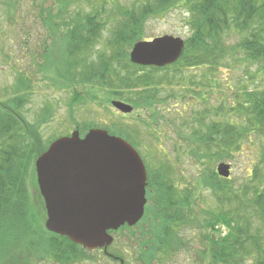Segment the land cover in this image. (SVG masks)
<instances>
[{
    "label": "trees",
    "instance_id": "1",
    "mask_svg": "<svg viewBox=\"0 0 264 264\" xmlns=\"http://www.w3.org/2000/svg\"><path fill=\"white\" fill-rule=\"evenodd\" d=\"M81 3L88 5V10L83 4L79 6L69 18L71 24L66 31L67 88H71L70 83L89 87L94 80L112 82L126 90L137 88L143 105L152 109L163 93V97L173 94L172 85L182 81L192 85L182 73L193 67H204L209 74L219 65L237 61L254 66L255 73L264 78V0H132L127 7L116 0ZM62 6L56 5L54 14L47 9L46 27H52L53 16L61 19L65 10ZM178 6L189 29L179 58L164 67L133 68L127 58L128 48L136 40L148 38V18L162 16ZM9 7L14 5L10 3ZM105 31L107 35L101 40ZM99 44L101 49H97ZM29 82L24 81L26 87ZM199 84L212 86L203 80ZM237 92L234 106L220 103L212 109L215 113L233 112L236 122L229 117L214 120L202 116L188 123L190 130L179 134L181 150L206 168L194 179V185L179 191L172 178L168 179L172 168H160L168 181L162 177L155 181L156 205L146 206L142 221L151 219L154 225L147 224L148 229L139 231L136 260L141 264H169L177 250L188 244V236L181 233L193 235L188 229L199 231L195 236L199 244L194 248L196 264H264V86L243 84ZM23 99L15 98L18 103L12 109H1L0 105V255L6 261L4 256L12 247L16 249L10 252L12 257L25 253L26 259L35 255L36 260L73 262L81 253L80 245L55 233L44 235L45 229L38 225L45 209L39 205L31 172L35 156L46 147L37 139L41 150L34 148L29 130L32 124L25 121L21 109ZM111 130L129 140V135L118 132L119 128ZM254 137L261 141L260 149L238 185L233 178L218 177L210 168L213 162L231 159L233 152L250 144ZM149 177L148 170L151 183ZM204 186L210 189L214 204L196 211L195 197H201ZM222 227L226 228L223 235ZM1 247H6L2 253Z\"/></svg>",
    "mask_w": 264,
    "mask_h": 264
},
{
    "label": "rangeland",
    "instance_id": "2",
    "mask_svg": "<svg viewBox=\"0 0 264 264\" xmlns=\"http://www.w3.org/2000/svg\"><path fill=\"white\" fill-rule=\"evenodd\" d=\"M86 1L0 0L1 109H12L18 103L15 98L23 99L24 97L25 101L24 99L21 101V105L24 104L21 109L25 121L32 124L29 128L32 134L30 137L37 150H41L37 139L40 145L47 147L53 139L69 134L75 129L86 132L92 127H101L110 131L119 128L118 132L121 131L125 136L129 135L128 141L132 142L146 164L147 170L150 171L151 183H147L146 197H148V204L154 206L157 198L155 181H159L161 177L167 181L172 178L178 190L182 191L194 185V179L203 169H206L198 159L186 154L181 150L182 146L178 145L182 144L179 134L190 130L188 123L202 116L214 120H225V117H229L236 122L238 118L233 112L224 113L219 110L215 113L212 109H216L220 103L234 106L239 87L243 84L252 87L264 86V78L255 73L254 66L237 61H230L227 66L219 65L209 74L208 69L204 67H193L182 73L185 80H190L192 85L183 81L178 82L176 86L172 85L173 94L163 97L166 95L163 93L161 100H156L151 106L152 109L150 106L143 105V99L138 95L137 88L126 90L112 82H105L107 86L101 80L90 82L89 87L70 83L71 88H67L64 86L67 73L65 63L67 61L65 56L67 26L71 24L69 18L83 4L81 2L86 3ZM116 1L125 7L132 3V0ZM10 3L14 7H9ZM62 3L65 10L60 15L61 19L58 21L53 16L50 18L52 27H46L44 19L47 9L54 14L55 6ZM82 7L88 10V5L83 4ZM182 11L183 9L178 6L162 16L149 17L145 27L147 39L164 34L180 36L184 39L189 34V29L184 24ZM106 35V31L102 32L101 40ZM101 48L102 45L99 44L97 49ZM130 48L131 46L128 49ZM130 64L133 68L140 66L131 62ZM203 74H206V77L203 78ZM25 78L30 81L29 89V85L25 86L24 81H27ZM200 80L212 86L209 88L201 86ZM113 100L122 101L130 105L131 109L127 112L120 111L113 106ZM206 110L210 113L204 115L202 112ZM248 143L250 144H245L238 151L233 152L231 159L221 160L230 163L231 170L228 178H233L237 185L240 180H243L246 172L250 171L255 152H258L261 145V141L256 137ZM218 163L219 161L211 163L210 168L215 171ZM160 168H172L168 179L166 173L160 171ZM31 174L35 179L34 172ZM206 183L210 182L206 181ZM201 191V197H195L196 202L193 208L196 211H200L201 208H211L214 204L209 195L210 189L204 186ZM39 201H35V205H38ZM39 205H42L41 201ZM36 207H34L35 210ZM44 219L45 217L41 216L38 225L45 229ZM150 223L151 219H148V221L136 222L129 228L125 224L112 233L113 240L107 246V251L113 259L102 249L88 250L83 247H80L81 253L76 260L69 263H62L53 258L36 260L35 255H28L26 259L25 253L17 256L14 254L13 258L10 252L16 249L11 247L4 256L7 262L3 261L1 255L0 260L3 261L2 264H141L136 260L141 239L139 231ZM153 225L154 223H151L149 226ZM221 229V235H223L226 228ZM188 232H193V235L187 232L181 233L188 236V244L177 250L169 264H196L194 248L199 244L195 236L199 231L188 229ZM47 233L45 229L43 234ZM5 249L6 247L2 248L1 253Z\"/></svg>",
    "mask_w": 264,
    "mask_h": 264
},
{
    "label": "water",
    "instance_id": "3",
    "mask_svg": "<svg viewBox=\"0 0 264 264\" xmlns=\"http://www.w3.org/2000/svg\"><path fill=\"white\" fill-rule=\"evenodd\" d=\"M183 45V39L167 34L138 40L129 58L139 65L164 66L180 56ZM112 104L123 112L131 109L119 100ZM34 165L45 228L84 248L106 250L113 240L109 230L133 225L143 215L145 165L129 142L104 128H90L84 137L78 130L58 137ZM229 167L220 162L216 172L228 177Z\"/></svg>",
    "mask_w": 264,
    "mask_h": 264
}]
</instances>
